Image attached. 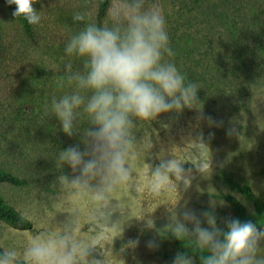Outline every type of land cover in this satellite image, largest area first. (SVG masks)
<instances>
[{"label": "clouds", "instance_id": "9594fccd", "mask_svg": "<svg viewBox=\"0 0 264 264\" xmlns=\"http://www.w3.org/2000/svg\"><path fill=\"white\" fill-rule=\"evenodd\" d=\"M37 2L6 0L16 6L12 15L23 17L30 25H39L42 20L34 6ZM108 15L109 21L103 25L82 12L72 17L83 27L69 36L64 53L79 58L82 70L73 71L71 63L65 65V75L56 80V86L71 91L59 98L53 96L41 119L55 116L69 137L81 131L82 120L87 121L89 127L82 129L85 147L81 150L78 144L70 145L58 152L59 165H68L72 175L60 174L54 182V210L48 213L46 226L27 234L19 247L0 251V264H112L113 253L125 264L121 254L135 249L139 239H129L118 251L111 246L133 218L143 221L141 232L155 229L160 236L171 233L177 240L194 243L206 253L198 256L199 264H264V229L250 220L229 216L220 218L218 224L214 211L198 216L189 208L178 216V200L175 215L157 229L148 215L154 210L132 211L131 202L141 191L137 178L142 174L148 177L144 188L160 198L177 191L181 182L185 191L191 187L193 168H185L186 162L204 177L212 169V150L203 134L187 142L192 159H182L172 148L169 156L163 151L159 154L158 163H147L153 143L150 139L140 144L138 125L150 123L161 113L179 114L184 108L199 110L197 119H207L209 126L217 122L211 116L204 117L202 108L197 107L198 84L187 80L166 59L174 52L166 17L158 4L113 0ZM235 133L234 127L226 130L228 136ZM213 135L209 133V139ZM115 212L120 213V219H112ZM58 213L67 215L57 221ZM146 246L153 250L159 247L155 239ZM196 257L177 252L172 264H196Z\"/></svg>", "mask_w": 264, "mask_h": 264}, {"label": "rangeland", "instance_id": "374dc122", "mask_svg": "<svg viewBox=\"0 0 264 264\" xmlns=\"http://www.w3.org/2000/svg\"><path fill=\"white\" fill-rule=\"evenodd\" d=\"M147 3L158 4L164 11L170 47L174 52V56L166 59L174 63L187 80L198 84L200 104L197 107L202 108L204 117L211 116L217 124L209 126L207 119H197L199 110L184 108L179 114L161 113L150 123L138 125L136 136L140 144L150 139L153 143L145 158L147 163H158L159 154L163 151L169 156L172 148L182 159H192L187 142L203 134L212 150V169L204 177L195 170L194 165L186 162L185 168H193L191 187L185 191L181 182L177 191L167 192L160 198H154L144 188L148 177L147 173L142 174L137 178L141 191L131 202L132 211L141 214L154 210L148 215L154 219L157 229L169 222L171 214L175 215L176 211L179 216L185 208L194 210L198 216L206 210L214 211L219 218L218 224L220 218L231 216L240 219L237 210L218 197L224 193L237 197L244 205L247 217L241 221L250 220L258 229H264V213H260L257 206L229 187L219 174V169H224L233 177L249 183L256 194L264 196V176L260 173L264 170V51L258 48L260 42L264 48V37L256 42L248 35L241 51L249 66L238 77L232 76L217 70L216 64L217 60L232 64L238 56V45L231 35L215 33L206 26L197 27L191 31V35L185 34L175 0H147ZM34 6L42 17L38 25L44 36L41 45L31 47L19 42L13 51L22 61L16 62L11 61L7 54L11 48L2 46L0 40V59L5 58L0 63V164H7V168L28 182L22 187L2 184L0 190L9 203L34 223L33 230H18L0 221V244L4 249L19 247L27 234L46 226L48 213L54 210V194L57 191L54 182L60 174L72 175L68 165L63 168L59 165L58 152L70 145L78 144L81 150L85 147L82 129L89 127L87 121L82 120L79 125L81 131L69 137L61 130L55 116L41 119L45 106L50 104L53 96L59 98L71 91L56 86V80L65 75V65L71 63L73 71L82 70L79 58H69L64 53L69 36L83 27L82 22H74L72 17L74 13L82 12L98 25L109 21L108 15L102 24L98 23L95 0H38ZM3 26L7 35L14 40L12 37L17 36L15 26L9 23ZM247 44L250 46L247 47ZM25 47L28 57L23 61ZM5 48L6 54L3 52ZM26 79L33 86L34 99L39 105L36 118L22 126L3 121V117L8 116L22 100L16 88ZM233 127L236 133L226 135V130ZM209 133H214L211 139ZM143 156L141 152V159ZM128 211L130 209H126ZM66 215L58 213L56 220L62 221ZM120 218L119 212L113 213V220ZM142 225L143 221L135 218L125 223L122 237L115 238L111 247L118 251L129 239H139L135 249L121 254L125 264H172L162 260L157 252L176 251L173 243L160 236L155 229L141 232ZM152 239L159 245L154 250L146 246ZM261 254L264 255V249ZM96 258L100 256L96 254ZM111 260L112 264H120L114 253Z\"/></svg>", "mask_w": 264, "mask_h": 264}, {"label": "trees", "instance_id": "16d2710c", "mask_svg": "<svg viewBox=\"0 0 264 264\" xmlns=\"http://www.w3.org/2000/svg\"><path fill=\"white\" fill-rule=\"evenodd\" d=\"M95 2L97 5L96 19L99 24H102L109 14L113 0H95ZM175 6L180 14L179 19L181 18L182 20L183 25L181 27H184L185 34L191 35L192 30L200 26H206L215 33L231 35L233 37L235 43L238 45L239 54L232 64L229 62L223 64V60H217V70L225 71V73L236 77L247 70L249 61L243 56L241 49L244 46V42L248 39V35L256 42H260V39L264 37V0H175ZM15 7V5H8L6 0H0V23L2 24L0 26V40L3 42L2 46L8 45L11 48L7 53L9 54V59L18 62L22 61V59L18 60L13 48L16 50L19 42H23L25 46L39 47L44 36L38 25H30L23 17L15 18L12 15ZM8 23L15 26V35L17 36L12 37L14 40L7 35L5 31L6 25L5 27L3 26V24ZM248 46L250 45L247 44ZM258 48L264 51L261 42ZM187 51L192 52L190 50ZM3 52L6 54V48L3 49ZM27 52L28 49L25 47L23 61L28 57ZM3 61H5V58L0 59V63ZM191 75L193 76L194 73L191 72ZM32 87L27 79L17 86V93L22 100L17 103L14 110L8 116L3 117V121L8 120L11 123L22 126L36 118L39 105L37 104V100L34 99L35 94ZM260 173L264 176V170ZM219 174L229 187L257 206L260 213H264V196L256 194L249 183L233 177L224 169H219ZM2 184L22 187L26 186L28 182L25 178L7 168V164L1 163L0 186ZM218 197L230 203L240 214V219L247 217L245 207L237 197L224 193ZM0 221L18 230L34 229L33 221L9 203L1 193V190ZM165 237L173 243L176 251L157 252V255L164 261L172 263L177 252H185L188 255H196V264H199L198 256L206 254L202 253L194 243L188 240H177L171 233H167ZM3 250L4 247L0 244V251Z\"/></svg>", "mask_w": 264, "mask_h": 264}]
</instances>
